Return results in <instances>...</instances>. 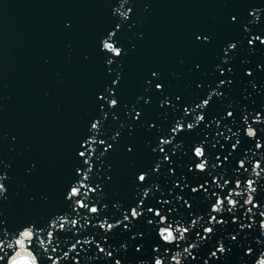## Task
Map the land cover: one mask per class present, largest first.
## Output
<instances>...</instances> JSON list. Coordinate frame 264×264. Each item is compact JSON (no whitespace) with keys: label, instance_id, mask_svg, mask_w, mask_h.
Wrapping results in <instances>:
<instances>
[{"label":"water","instance_id":"1","mask_svg":"<svg viewBox=\"0 0 264 264\" xmlns=\"http://www.w3.org/2000/svg\"><path fill=\"white\" fill-rule=\"evenodd\" d=\"M116 8L131 12L125 19ZM109 33L122 48L118 57L102 50ZM262 40L264 0H0V182L7 189L0 240L33 226L47 242L51 230L47 252L33 240L39 264H153L157 255L174 264L177 251L183 264H254L264 252V173H252L254 161L264 167ZM177 122L183 127L173 132ZM248 124L255 137L246 135ZM197 144L207 153L203 172L195 169ZM214 178L229 183L219 187ZM249 178L257 207L244 204V192L232 197L235 210L225 203L211 212L216 194ZM81 182L95 191L81 187L69 198ZM201 184L207 191H192ZM134 207L138 218L130 216ZM149 208L189 227L186 238L163 242ZM210 215L223 223L210 224ZM57 216L66 217L64 228L52 223ZM105 221L116 226L106 230ZM206 226L214 232L205 234ZM220 243L225 252L212 257ZM189 244L195 247L184 253ZM13 250L0 251V264Z\"/></svg>","mask_w":264,"mask_h":264},{"label":"clouds","instance_id":"2","mask_svg":"<svg viewBox=\"0 0 264 264\" xmlns=\"http://www.w3.org/2000/svg\"><path fill=\"white\" fill-rule=\"evenodd\" d=\"M114 11L118 12L122 18L126 19L128 17V15H129V13L131 12V8L127 9L126 11H122L121 8H116ZM113 35H114V33H109L108 37L102 39V41H101L102 50H105V51L111 53L113 56H117L118 57L122 53V48L117 47L115 42L112 39L110 40V38ZM261 42L264 43V40H262ZM230 45H235V44L233 43V44H230ZM108 63L111 64L112 60L109 59ZM111 105L115 106L116 103L112 102ZM201 116H198L196 119H199ZM189 124L191 126V123H189ZM91 127H92V129H96L97 128V123L94 122L91 125ZM248 131H249V129H246V135L247 136H248ZM251 131H254V129H252ZM92 139H94V138H92ZM100 143H103V141H101ZM256 148L257 149L260 148L258 144H257ZM83 154H84L83 151L79 153V155L81 157L84 156ZM242 161L243 160L239 161L240 166H243ZM259 163H260L259 160L254 161L253 166H252V170L253 171H255L257 169V166L259 165ZM142 175H143V173L140 174V176H142ZM87 178H88L87 174H85L84 179H87ZM0 179H2V178H0ZM245 183L251 184L252 182H251V180L249 178V179L246 180ZM235 184H236V188H239L240 180H236ZM78 186L79 187H77L76 184H73V186L71 187V189H70V191L68 193V197L69 198H74V197L78 196L80 194L81 187H87L89 191H95V189H92L90 186L83 184V182H81ZM6 191H7V189H6L5 185H4V183L0 182V195H4L6 193ZM230 191L231 190H229V192ZM255 192H256V188H255ZM247 201H253V204H252L253 207H257L258 206V205H256L254 203V196L249 195L247 197L246 202ZM75 202H76V204L79 207H82V208H87L88 207V205L84 204L82 200H76ZM96 209H97V207L95 205H93L89 209V211L91 213H97V211H95ZM132 210H133V212H135V207L132 208ZM260 215L262 217H264V214H262V212H260ZM139 216H140V214H136L132 218H138ZM57 217L63 218V219H61L62 222L59 225V227L60 228H64V223L66 222V217H64V216H57ZM56 218L52 221V223L56 220ZM124 219H127V217H124ZM149 222L151 223V221H149ZM118 223H120V222L117 221V224ZM72 224L75 225L76 221L73 220ZM259 226H260L261 233L264 234V220L260 221V225ZM101 227L105 228L104 224H101ZM177 227H179L181 229L182 234H183L184 231H186L185 229H183V227H180V226H177ZM113 228H114V226L109 225L106 228V230H111ZM38 231L39 230H34L33 226H26V227H23L21 230H19L18 234L14 235L12 237V239L7 241V243H5V240H0V251H5V249H11V250L14 249L12 251V254L7 256L6 264H39V259L37 258V254L32 250V244H33L34 238H37L39 240V246H40V248L44 249L45 252H47V245L50 244L54 240V238H53L52 231L49 230L48 233H47L48 240L46 242L43 238L38 236ZM163 231H164L163 229H159V231H158V235H159V237L161 238V240L163 242L168 243V244H172L173 242H175L178 239V238L175 239V240L172 239V238L165 239L161 235V233ZM26 232H31L32 235L25 236L24 234ZM233 239H235V236H233ZM72 247L75 248V244H73ZM122 247H124V246L122 245ZM193 247H195L194 244H189L188 247L184 248L183 252L184 253H186V252L189 253L188 250L193 248ZM220 247H223L224 250L221 251L220 248H218L216 251H213L211 253L212 257H216L217 256V251L220 252V253H224L225 252L224 245H220ZM139 249H140V246H137V250L138 251H139ZM153 250L154 251H158V246H154ZM53 251H55V249H53ZM100 251L104 252L105 250H104V248L101 247ZM165 251H167V250H165ZM252 251H253L252 248L249 247V248L246 249V254H251ZM177 254H179V255H177ZM5 255H7V252H5ZM67 255H68L67 253H64L65 258H67ZM108 255L111 256L112 253H108ZM21 257H27V259L26 260L25 259H21ZM181 257H182V253L180 251H177L171 256L170 260H171V262H174V264H183V261H182ZM57 259H54L52 264H57ZM0 260H4V257L0 256ZM164 261H165V259L162 256L157 255V256L154 257L153 264H164ZM115 264H121V261L119 259H117L115 261ZM138 264H147V262L141 260V261L138 262ZM205 264H207V261H205ZM254 264H264V252L260 253L259 257L255 260Z\"/></svg>","mask_w":264,"mask_h":264},{"label":"snow or ice","instance_id":"3","mask_svg":"<svg viewBox=\"0 0 264 264\" xmlns=\"http://www.w3.org/2000/svg\"><path fill=\"white\" fill-rule=\"evenodd\" d=\"M111 39H112V37L110 38V40ZM256 39H260V37H254L253 38V40H256ZM252 42H253L252 40L249 41L250 44ZM235 47H236V45H229V48H235ZM221 83H223V81H221ZM160 87H161L160 85H157V88H160ZM217 95H219V93H217ZM209 99H210V97H209ZM209 99L203 100L202 104L199 105L198 107H203V106L208 105L209 104ZM112 102H115L117 104V100L116 99H112L110 101V103H112ZM227 115L229 117H231V116H233V113L231 111H229L227 113ZM261 119H262V117L258 113L255 116V120L257 122H259ZM202 120H204V116H201L199 119H197V122L202 121ZM244 121H245V123H247V121H248V117L247 116L244 117ZM97 127H98V123H97ZM182 127H183V125L180 122H177L176 125H175V127H174V129H173V132L179 131ZM187 127L189 129H191V128L194 127V125L191 124V126H190V124H188ZM246 129H249V131H248V136L249 137H255L257 135V130L251 124H248V126H247ZM252 129H254V131H251ZM162 143L163 144H167V143H169V141L168 140H164ZM238 143H239V141H237L236 143H234L232 145V147L235 148ZM257 144L259 145V147H261V144L259 142H257ZM257 144H256V146H257ZM161 150L163 151V149H161ZM193 151H194L195 157H197L198 160H199V162H197L195 164V169H198L201 172L205 171L208 168V161L206 159L207 153H206L205 147L203 145H201V144H197L194 147ZM83 155H85V153ZM165 159H168V157H165ZM225 159H227V157H225ZM242 164H243V166H240V167L241 168H244V166H245V161L244 160L242 161ZM252 173L256 177H259L262 173H264V167L261 166V161H260L259 165L257 166V169L255 171L252 170ZM138 179L140 181H145L147 179V176H146V174H143L142 176L139 175ZM237 180H239V179H237ZM250 180L252 182L251 184H247L246 183V185H243V187L239 186V191H236L237 188L236 189H232L228 193V195L225 196V197H221L220 195L216 194V201L211 206V212L212 213H214V212L215 213H221L224 210L225 203H227V205L229 206L228 207V211L235 210L237 208L239 202H238L237 199H233L232 197H234V196L235 197L241 196L244 192H247V197L249 195L253 196V193H255V187H254L255 181H254V179H251V178H250ZM214 182L219 187L226 186L229 183L228 180H224L223 181V184H220L219 183V180L216 179V178H214ZM206 183H207V181H205V184ZM77 187H79V186L77 185ZM200 189H204L205 191H207V189L205 188V185L204 184H201L198 187H193L192 188V191L193 192H197ZM144 195L147 196L148 195V192L145 191ZM246 200L247 199L244 200V204L245 205H252L253 204V201H247L246 202ZM185 203H187V201H185ZM95 211H98V209H96ZM148 211L149 212H154V215L159 218L158 219V223L161 225L159 227V229H163L164 230L161 233V235L165 239L172 238V239L175 240V239L178 238V239L184 240L186 238L185 233H188L190 231V228L189 227L184 226L183 229H185L186 231H184L183 234H182L181 229L179 227H177V226H174L171 222H169L168 216L165 215L161 209H158V208L157 209L149 208ZM247 212L248 213H251L252 212V207H249L247 209ZM136 214H140L141 215V212L139 211V209L138 208H135V212H133V210L131 209L130 216L133 217ZM262 214H264V211H262ZM124 217H127V219H124L125 221L129 220V216L127 214ZM61 219H63V218L57 217L56 220L53 223L55 224L56 221H61ZM197 222H198L197 220H193L192 221V224L195 225ZM217 222L223 223V221H218L217 215H210V221H209V223L212 224V223H217ZM179 224H180L179 222L176 223V225H179ZM104 225H106V228L109 225H112L114 227L116 226L114 224L108 223L107 221L104 222ZM214 230L215 229L212 226H206L203 229V231H204L205 234H211V233L214 232ZM24 235L25 236H30V235H32V233L31 232H26ZM87 242L88 241H85V243H87ZM220 245H223V243H220ZM220 245H219V248H220L221 251H223L224 248L223 247H220ZM177 255H179V254H177ZM21 259H25L26 260L27 257H21ZM164 264H165V261H164Z\"/></svg>","mask_w":264,"mask_h":264}]
</instances>
